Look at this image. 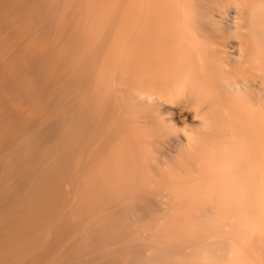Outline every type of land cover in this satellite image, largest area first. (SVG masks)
I'll return each instance as SVG.
<instances>
[{
  "label": "bare ground",
  "instance_id": "bare-ground-1",
  "mask_svg": "<svg viewBox=\"0 0 264 264\" xmlns=\"http://www.w3.org/2000/svg\"><path fill=\"white\" fill-rule=\"evenodd\" d=\"M47 2L0 0V264H264V0L90 7L44 87L13 40ZM167 216L151 243L120 221Z\"/></svg>",
  "mask_w": 264,
  "mask_h": 264
},
{
  "label": "rangeland",
  "instance_id": "rangeland-1",
  "mask_svg": "<svg viewBox=\"0 0 264 264\" xmlns=\"http://www.w3.org/2000/svg\"><path fill=\"white\" fill-rule=\"evenodd\" d=\"M48 1H50V2L49 3L47 2V4H48L47 9L49 12L48 17L46 18L47 20L45 18L40 20V21H37V22L34 20L31 24H29V26H27L26 31H25L23 36L13 40L14 48L17 49L16 52H19V58L17 57L18 59L16 62L17 73H21L23 75L24 71L22 70V68L25 65H28L30 70H31L28 73L26 72L27 76L32 71H33V73L36 72V75H38V73L40 71L42 73L44 72L43 74H44L45 80L38 77L41 79L42 84H44V87H46V85H47L46 81L47 82L49 81V83L54 81L63 72L62 71V63H61L62 55H63L62 52H64L62 33L66 30L65 28L68 27L67 25H70V27H68V28H71V26H72L75 29L87 27L86 26L87 24L89 26L92 24L94 25V23L97 22V20H99V22H101L104 19L106 11L107 12L120 11V12H124L126 14V12H125L126 11L125 10L126 9V0H104V1H102V0H96L95 1L94 0V2H92V0H87L88 1L87 4H86L85 0H63V2H62V0H59L60 2H57V4L54 2V0H52V1L48 0ZM84 1H85V3H84ZM102 2L103 3L105 2V3L103 4ZM60 3L62 4L61 9L59 6V5H61ZM53 4H54V6L51 8V6ZM84 4H86L85 5L86 8L84 9V11L87 10L85 13H84V11L81 10V9H83ZM88 4L91 6H87ZM97 4H98V7H96ZM94 6H95L96 10H94L95 9V8H93ZM80 7H81V9H80ZM90 7H92V8H90ZM99 7H101L100 10L102 12H99L100 11ZM89 8H90V10L95 11V13L98 17L95 14L94 15L96 16V18H98L97 20L93 16V12L90 10H89L90 12L88 11ZM97 8H98V10H97ZM77 11L78 12L80 11V12L78 13ZM50 12H52V14H50ZM87 12L89 13V15L87 14ZM91 12H92V15L90 14ZM97 12L100 14H97ZM82 15H85V16L88 15L89 17L87 16L88 18L86 19V17L84 16L85 17L84 18ZM90 15L93 16L94 20H93V18L89 19ZM54 17H55V19L60 18L59 20L63 21V24H61L60 27H59V24H58V26H55V27H50V26L48 27V24L46 21L53 20ZM101 17H103V19ZM77 18H78V20H77ZM82 18H84L83 20L86 19V22L83 21ZM55 19L53 21H55ZM69 21H70V24H69ZM81 21L84 22L83 25H82ZM89 23H91V24H89ZM45 27H46V29H45ZM73 28H71V29H73ZM41 30H42V32H41ZM49 30H51L53 32L51 33V31H49ZM60 40H62L61 41L62 43L60 42ZM40 42H41V45H40ZM58 44L60 45L59 47H58ZM22 54L23 55L25 54V55L23 56ZM32 62H35L36 65H34L35 63L33 64ZM33 69H35V70H33ZM36 69H37V71H36ZM45 70H47V72H45ZM22 75H20V76H22ZM18 84L20 87L19 88L20 92L16 93L13 96L14 100H15L14 104L16 105V103H17L16 110L18 111V113H22L25 109H27L30 114H34L36 111V107H35L36 100L44 97L43 96L44 87L41 90H37L35 87V83H31L30 81H27L24 78L21 79ZM56 91L60 92L61 89H58ZM40 95L42 97H40ZM29 96L33 97V98H30ZM7 97L8 98L11 97V94H9V96H7ZM22 100L23 101L25 100V101L23 102ZM50 120L51 119H49V121ZM46 121L48 122V120H46ZM43 126L47 127V126H49V124H45ZM72 217H74V216H72ZM82 218H85V217H82ZM120 221H121V223L131 225L130 231L137 233L138 236H142L143 238H145L146 241L145 240L144 241L147 243H151V241L154 242L156 239H160V240L164 239V241L168 240L171 238V236L174 232L175 226L177 224H182L184 226L186 225V219H182V218L177 219L174 216H167L163 219H138V220H133V221L126 220V217H124V218H121Z\"/></svg>",
  "mask_w": 264,
  "mask_h": 264
}]
</instances>
